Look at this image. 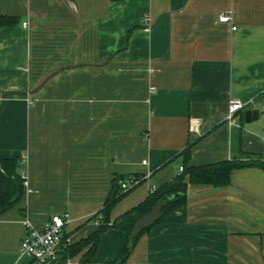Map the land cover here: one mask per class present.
Returning <instances> with one entry per match:
<instances>
[{
  "label": "crops",
  "instance_id": "obj_1",
  "mask_svg": "<svg viewBox=\"0 0 264 264\" xmlns=\"http://www.w3.org/2000/svg\"><path fill=\"white\" fill-rule=\"evenodd\" d=\"M0 16L17 19L0 28V159L19 158L25 178L0 214V264H30L27 227L56 214L78 245L117 176L143 182L111 221L181 172L189 142V166L264 161V0H0ZM188 191L187 220L154 226L126 264H264V170ZM126 237L106 231L91 264H113ZM66 247L46 264L89 249Z\"/></svg>",
  "mask_w": 264,
  "mask_h": 264
},
{
  "label": "trees",
  "instance_id": "obj_2",
  "mask_svg": "<svg viewBox=\"0 0 264 264\" xmlns=\"http://www.w3.org/2000/svg\"><path fill=\"white\" fill-rule=\"evenodd\" d=\"M16 23L17 19L14 17L0 16V28L14 26ZM193 145L194 143L189 142L179 154L183 157L182 172L172 181L151 191L145 201L115 221H111L110 215L115 205L143 182L139 176H117L102 210L95 216L99 223L97 231L78 245L68 246L65 250L73 255L88 247L89 249L81 264H91L100 245L102 235L109 229H118L125 232L127 237L119 258L113 264H126L141 236L149 232L154 226L160 223H184L187 220L189 185L222 189L231 185V173L235 169L258 167L264 170V161L261 160H229L199 167L189 166ZM18 163L19 158L0 159V167L6 175V180L0 182V214L15 206L22 197L25 178L17 171ZM126 181H137V184L124 190L122 182ZM159 203H166L162 209L161 219L142 231L140 235L132 236L133 227L138 219L149 213Z\"/></svg>",
  "mask_w": 264,
  "mask_h": 264
},
{
  "label": "built area",
  "instance_id": "obj_3",
  "mask_svg": "<svg viewBox=\"0 0 264 264\" xmlns=\"http://www.w3.org/2000/svg\"><path fill=\"white\" fill-rule=\"evenodd\" d=\"M222 23H231L232 18L221 15ZM26 24H23L25 27ZM241 109L243 104L233 101L229 108V119H232ZM180 171H183L181 167ZM137 184V181L122 182V188L127 190ZM68 219L66 215L56 214L50 217L41 231L27 227L20 244V253L30 258V264H46L57 258L60 249L66 247L65 229ZM98 223V221H97Z\"/></svg>",
  "mask_w": 264,
  "mask_h": 264
},
{
  "label": "water",
  "instance_id": "obj_4",
  "mask_svg": "<svg viewBox=\"0 0 264 264\" xmlns=\"http://www.w3.org/2000/svg\"><path fill=\"white\" fill-rule=\"evenodd\" d=\"M252 113H247V118L249 120V117H251ZM166 203H159L157 204L149 213L142 216L138 221L135 223L133 230H132V236L136 237L140 235L142 231L147 229L148 227H151L155 223H157L161 217H162V209Z\"/></svg>",
  "mask_w": 264,
  "mask_h": 264
}]
</instances>
